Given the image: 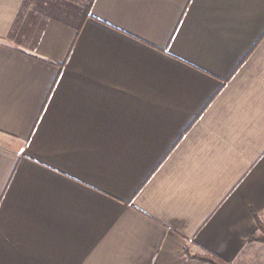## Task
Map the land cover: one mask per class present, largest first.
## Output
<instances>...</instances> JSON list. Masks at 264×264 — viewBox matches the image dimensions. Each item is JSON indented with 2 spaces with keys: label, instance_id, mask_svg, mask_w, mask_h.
Instances as JSON below:
<instances>
[{
  "label": "crops",
  "instance_id": "obj_1",
  "mask_svg": "<svg viewBox=\"0 0 264 264\" xmlns=\"http://www.w3.org/2000/svg\"><path fill=\"white\" fill-rule=\"evenodd\" d=\"M24 1L0 0V264H264V0H92L80 28L26 14L29 47Z\"/></svg>",
  "mask_w": 264,
  "mask_h": 264
},
{
  "label": "trees",
  "instance_id": "obj_2",
  "mask_svg": "<svg viewBox=\"0 0 264 264\" xmlns=\"http://www.w3.org/2000/svg\"><path fill=\"white\" fill-rule=\"evenodd\" d=\"M91 5L92 0H25L20 18L14 28V31L20 27L19 22L25 14H27L28 18H32V20H36L40 16L58 18L66 23L80 28L82 26V22L91 11ZM27 26H29L28 22L26 23V27ZM256 218L260 228L259 218L257 216ZM251 240L264 242V237H259L255 234L251 237ZM199 258L210 264H229L211 255L200 256Z\"/></svg>",
  "mask_w": 264,
  "mask_h": 264
},
{
  "label": "rangeland",
  "instance_id": "obj_3",
  "mask_svg": "<svg viewBox=\"0 0 264 264\" xmlns=\"http://www.w3.org/2000/svg\"><path fill=\"white\" fill-rule=\"evenodd\" d=\"M25 16H26V14L22 18L23 21L25 20V18H24ZM23 21H22V23H23ZM19 31H20L19 28H17L15 30L14 35H17V36L15 37L14 41L16 42L17 45H20V46H23V47H29L30 42L28 41V39H26L27 38L26 34L25 33L22 34L23 31H20V32ZM259 221H260V228L261 229L258 226L259 230H258L257 235L259 237H264V216L262 218H259ZM255 241L262 242V241H259V240H255Z\"/></svg>",
  "mask_w": 264,
  "mask_h": 264
}]
</instances>
